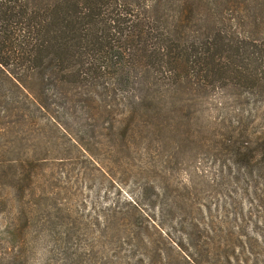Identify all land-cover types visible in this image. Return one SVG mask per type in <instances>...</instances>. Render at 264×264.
I'll use <instances>...</instances> for the list:
<instances>
[{
	"label": "rangeland",
	"instance_id": "obj_1",
	"mask_svg": "<svg viewBox=\"0 0 264 264\" xmlns=\"http://www.w3.org/2000/svg\"><path fill=\"white\" fill-rule=\"evenodd\" d=\"M25 83L0 82V264H264V81Z\"/></svg>",
	"mask_w": 264,
	"mask_h": 264
},
{
	"label": "trees",
	"instance_id": "obj_2",
	"mask_svg": "<svg viewBox=\"0 0 264 264\" xmlns=\"http://www.w3.org/2000/svg\"><path fill=\"white\" fill-rule=\"evenodd\" d=\"M158 81H264V0H0V82L69 86L63 97L86 106ZM228 144L242 152L238 137Z\"/></svg>",
	"mask_w": 264,
	"mask_h": 264
}]
</instances>
